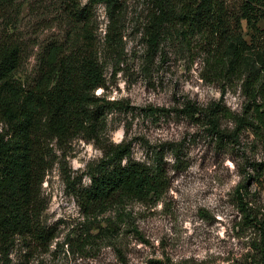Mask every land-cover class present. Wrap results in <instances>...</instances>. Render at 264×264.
I'll list each match as a JSON object with an SVG mask.
<instances>
[{"label":"rangeland","instance_id":"1","mask_svg":"<svg viewBox=\"0 0 264 264\" xmlns=\"http://www.w3.org/2000/svg\"><path fill=\"white\" fill-rule=\"evenodd\" d=\"M63 1L16 0L0 14V42H14L21 50L14 72L21 83H33L47 46L70 49L80 41L81 25L71 20ZM120 3L114 50L103 41L110 22L103 5L94 6L90 26L106 79L105 88L95 93L122 105L107 113L104 135L113 142L130 141L131 157L146 163L164 146L170 186L156 200L85 209L66 188L61 166L84 187L87 165L102 152L79 137L63 152L53 144L60 159L40 186L46 202L40 222L53 238H17L11 264H260L259 230L244 222L236 191L246 195L258 218L264 214V182L250 178V163L264 160V144L249 129L236 130L235 119L246 103L239 83L223 87L202 78V52L174 34L166 33L156 54L148 52L144 31L150 0ZM258 25L264 28V19ZM242 35L250 40L245 24ZM186 100L201 110L195 118L176 115ZM216 102L227 113L219 120L222 140L204 116ZM154 107L168 113L152 116Z\"/></svg>","mask_w":264,"mask_h":264},{"label":"trees","instance_id":"2","mask_svg":"<svg viewBox=\"0 0 264 264\" xmlns=\"http://www.w3.org/2000/svg\"><path fill=\"white\" fill-rule=\"evenodd\" d=\"M15 1L0 0V14ZM63 2L71 20L81 25V39L70 49L61 44L47 46L33 83L14 78L21 61L19 46L0 42V264H11L10 249L17 238L33 237L39 242L53 238L40 222L46 207L40 186L46 172L60 159L53 144L63 152L79 137L93 142L102 152L96 162L87 165L89 184L84 187L81 179L71 178L61 166L66 188L85 209L156 200L170 186L164 146L146 163L131 157L130 141L113 142L104 135L107 113L122 105L95 93L105 88L106 79L90 26L94 6L103 5L110 21L103 41L111 49L116 47L120 0H87L84 5L80 0ZM150 4L144 31L148 52L157 53L166 33L197 45L202 52V78L223 87L239 83L246 98L242 114L235 119L236 130L249 129L264 144V28L258 25L264 19V0H150ZM243 24L249 41L242 35ZM149 111L152 116L168 113L157 107ZM174 111L189 118L201 112L187 100ZM223 115L227 113L219 102L204 112L206 123L219 140L226 136L219 126ZM171 149L177 154V148ZM250 166V178L262 184L264 160ZM236 192L244 222L259 230L256 249L264 256V214L258 218L246 195L239 189Z\"/></svg>","mask_w":264,"mask_h":264}]
</instances>
